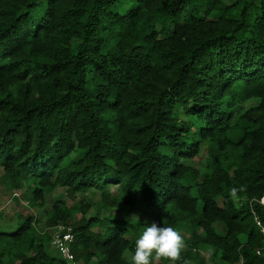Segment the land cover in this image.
<instances>
[{
    "label": "trees",
    "instance_id": "1",
    "mask_svg": "<svg viewBox=\"0 0 264 264\" xmlns=\"http://www.w3.org/2000/svg\"><path fill=\"white\" fill-rule=\"evenodd\" d=\"M0 182L42 214L0 209V264H65L58 225L131 264L153 221L177 264H264V0H0Z\"/></svg>",
    "mask_w": 264,
    "mask_h": 264
},
{
    "label": "clouds",
    "instance_id": "2",
    "mask_svg": "<svg viewBox=\"0 0 264 264\" xmlns=\"http://www.w3.org/2000/svg\"><path fill=\"white\" fill-rule=\"evenodd\" d=\"M184 246V238L176 228L147 223L135 240L131 264H152L153 256L177 264Z\"/></svg>",
    "mask_w": 264,
    "mask_h": 264
},
{
    "label": "rangeland",
    "instance_id": "3",
    "mask_svg": "<svg viewBox=\"0 0 264 264\" xmlns=\"http://www.w3.org/2000/svg\"><path fill=\"white\" fill-rule=\"evenodd\" d=\"M196 2H198V0H196ZM247 104H251V103H247ZM206 156H207V154L205 152V147L203 146L200 154L192 159V161H191L192 165L200 167V165L204 162ZM87 194H88V196H87ZM87 194L79 193L77 195V199L79 200V199H82L83 197H85L86 200H89L90 202H94L98 199L99 192L93 190V191H90V193L88 192ZM64 196H65V194H64L63 190L60 188L55 189L53 192L46 193L44 196L43 209L44 210H50L52 208L53 202L57 198L66 199ZM13 197L14 196L12 195V192H10L8 189H6L4 184L0 182V209L6 210V212H7L8 208L12 207L13 209L20 211L23 214L30 211V212L35 213V214L37 213L39 217L42 216V214H40L39 211L28 208V206L26 204V202H27L26 191L24 193L20 194V196H17L18 203L15 202ZM66 200H67L68 204H71V205L74 204V202H70L68 199H66ZM94 211H95V209L91 208L89 210V213H94ZM8 212H7V214H8ZM47 249H48L49 253H51V255L54 253V247L53 246H47ZM183 251H184V249H183Z\"/></svg>",
    "mask_w": 264,
    "mask_h": 264
},
{
    "label": "built area",
    "instance_id": "4",
    "mask_svg": "<svg viewBox=\"0 0 264 264\" xmlns=\"http://www.w3.org/2000/svg\"><path fill=\"white\" fill-rule=\"evenodd\" d=\"M14 195L17 194L14 193ZM260 202L263 203L262 200ZM52 233L51 244L59 252L65 264H75L74 255L71 250V244L73 242L71 227L58 225L53 229Z\"/></svg>",
    "mask_w": 264,
    "mask_h": 264
},
{
    "label": "bare ground",
    "instance_id": "5",
    "mask_svg": "<svg viewBox=\"0 0 264 264\" xmlns=\"http://www.w3.org/2000/svg\"><path fill=\"white\" fill-rule=\"evenodd\" d=\"M262 202L264 203V197L262 198Z\"/></svg>",
    "mask_w": 264,
    "mask_h": 264
}]
</instances>
